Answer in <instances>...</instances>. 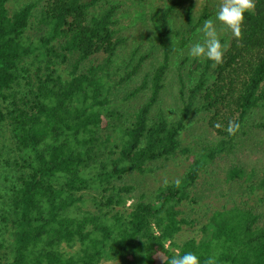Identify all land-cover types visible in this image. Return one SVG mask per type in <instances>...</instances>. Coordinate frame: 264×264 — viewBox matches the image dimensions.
Here are the masks:
<instances>
[{"label": "trees", "instance_id": "1", "mask_svg": "<svg viewBox=\"0 0 264 264\" xmlns=\"http://www.w3.org/2000/svg\"><path fill=\"white\" fill-rule=\"evenodd\" d=\"M7 2L0 0V129L15 155L0 188V264H168L186 251L216 264H264V167L258 175L227 169L226 182L245 190L239 203L200 211V225L193 209L202 175L238 147L250 116L264 107V0H253L239 37L229 34L222 63L194 58L185 73L178 68L170 111L162 96L171 59L210 16L204 9L193 23L194 0L164 1L155 33L160 59L121 98L116 85L137 74L150 53L133 61L134 47L131 69L113 79L125 43L118 4L30 1L10 12ZM171 15L187 27L177 41L165 40ZM198 114L216 138L193 151L182 136ZM230 120L240 125L232 136ZM180 155H191L186 171L149 198L132 197L133 187L121 183ZM195 228L198 237L180 239Z\"/></svg>", "mask_w": 264, "mask_h": 264}, {"label": "rangeland", "instance_id": "2", "mask_svg": "<svg viewBox=\"0 0 264 264\" xmlns=\"http://www.w3.org/2000/svg\"><path fill=\"white\" fill-rule=\"evenodd\" d=\"M30 1H39V3L42 4L44 0H8L7 8L12 12L21 4ZM164 1L165 0H145L142 3H137L130 0H111L112 3L119 5L116 13V17L118 18L117 28L120 31V35L125 39V43L122 45L116 64L113 67V79L118 80L124 76V74L131 69V62L133 64V61H135L140 54L150 53L148 58L144 60L137 74L120 85H116L117 88L114 90V94L119 96L118 98H121L126 92H129L138 85L144 73L150 72L152 67H154L160 59L161 50H159L160 47L157 43L155 33L162 24V15L160 11L164 8ZM221 3L222 0H194L192 10L193 23L198 21L204 9H207L209 12L210 16L208 18H214ZM103 5L104 3L96 7V9L102 8ZM203 22L199 24L191 36L185 35L187 27L183 24L179 16L171 15L167 22V26L170 28V34L165 39L166 41L172 37H174L173 40L177 41L182 35H185L184 37L187 39L186 46L182 48H180L178 42L171 43L176 48L179 47L180 50L171 59V79L166 83L167 87L162 96V102L169 111L174 108L173 101L177 89L176 75L179 69L182 73H185L188 66L187 64L194 59L188 55L187 50L192 43L202 37V33L198 30L201 28ZM216 28L221 42L226 48L228 45L227 38L232 32L218 22L216 23ZM134 47H138L139 49L134 60L131 61L129 57ZM184 58H188V60L185 64L179 65L183 63ZM129 61L130 64L128 63ZM133 102H135V100L126 101L123 104L128 108ZM203 117L202 114L193 117V124L187 127L182 136L184 141L183 144L193 149V151L200 150L203 146L214 141L216 138L215 133L207 127V118ZM247 123L248 127L246 129V134L240 139L238 147L229 154L217 156L216 160L210 164V168L205 172L206 175H202L199 181L197 186L198 202L193 206V209L197 213V225L204 222V217L201 216L200 211L203 214V211H213L222 206H231L234 203L237 204L243 200L241 198L244 197L242 194L245 190L243 188H238L236 184L230 185L225 180L226 171L230 166H242L247 171L254 169L256 175H258L260 170L264 167V128L256 127L255 125L257 123H264V107L255 110ZM14 155V149L8 138L7 131L0 129V188L6 187L10 179L9 175L13 173L12 169L14 168L8 166V164L12 162ZM190 156L187 158L180 155L168 161L152 163L150 167L152 171L145 174H126L121 183L133 187L132 197L136 198L144 194L146 198H149L151 193L158 187L177 180L186 171L191 160ZM86 193V197L93 195V192ZM259 194L260 193H258L257 197ZM196 229L197 228L192 231H184L180 239L185 235L198 237L199 233ZM100 264H112V262L102 261Z\"/></svg>", "mask_w": 264, "mask_h": 264}, {"label": "clouds", "instance_id": "3", "mask_svg": "<svg viewBox=\"0 0 264 264\" xmlns=\"http://www.w3.org/2000/svg\"><path fill=\"white\" fill-rule=\"evenodd\" d=\"M253 7V0H222L214 18L204 20L198 30L202 33V37L191 44L187 50L188 55L197 60L204 59L214 64L222 63L225 45L221 42L216 23H220L234 36L239 37L244 14ZM239 127L238 122L230 120L225 131L232 136L239 130ZM168 264H216V258L209 256L202 261L197 253L186 251L182 255L172 256Z\"/></svg>", "mask_w": 264, "mask_h": 264}]
</instances>
